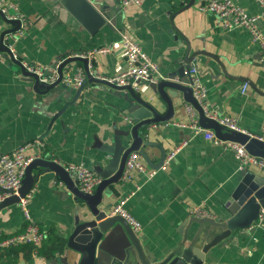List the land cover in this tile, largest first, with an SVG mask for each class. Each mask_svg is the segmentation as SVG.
I'll return each mask as SVG.
<instances>
[{
    "label": "crops",
    "instance_id": "0c3cea01",
    "mask_svg": "<svg viewBox=\"0 0 264 264\" xmlns=\"http://www.w3.org/2000/svg\"><path fill=\"white\" fill-rule=\"evenodd\" d=\"M91 1L95 7L101 4L109 7L110 20L114 19L93 33L60 5L59 0H0L11 8L12 15L21 19L20 30L12 37L6 36L4 43L12 42L20 63L50 67L81 51L117 45L121 32L127 31L157 65L160 79L175 69L178 61H183L187 40L189 53L205 51L197 54L190 64L197 67L206 88V109L231 116L242 129L262 136L264 63L258 44L252 41L245 27L226 28L218 17L199 10L198 5L207 0H195L192 6L176 13L175 28L171 16L181 7L180 3L188 0H140L139 5L125 8L121 7L120 0ZM233 1L249 14L260 12L257 0ZM12 25L0 20V29ZM258 26L264 31L263 19L258 21ZM89 62V73L95 78L109 77L126 67L119 50L95 54ZM73 65L83 69L81 62ZM136 82L131 85L137 87ZM148 82L139 80L163 114L165 104L145 85ZM244 83L247 87L243 90ZM115 91L103 82L89 81L86 76L79 88L61 84L54 93H38L32 83L21 77L14 61L0 60V153L30 142L29 154L39 152L43 158L62 166L81 162L91 169L102 156L95 141L107 143V136L113 130H125L133 125L128 124L131 121ZM176 101L182 103L184 111L174 108L172 117L163 123L151 124L146 136L159 143L166 155L177 148L165 169L157 170L152 177L135 172L128 181L110 184L101 200V206L109 204L110 210L126 197L125 208L141 223V230L136 234L142 249L151 257H163L173 249L181 239L184 221L192 216V207L199 205L214 217L228 216L229 195L246 171L238 169L233 151L225 148L221 139H205L202 132L196 133L185 109L191 104L184 102L181 95ZM146 149L152 153V161L157 162L159 149ZM247 170L260 172L256 168ZM32 176L26 206L31 221L41 231L53 230L66 237L86 205L51 169L35 166ZM26 225L17 202L0 208V240L23 232ZM195 229L196 224L192 223L187 234L191 235ZM21 261L24 264L48 262L38 257L25 259L19 254L14 262L0 260V264ZM201 264H264V220L260 223L256 220L231 233L227 240L205 253Z\"/></svg>",
    "mask_w": 264,
    "mask_h": 264
},
{
    "label": "water",
    "instance_id": "95a60500",
    "mask_svg": "<svg viewBox=\"0 0 264 264\" xmlns=\"http://www.w3.org/2000/svg\"><path fill=\"white\" fill-rule=\"evenodd\" d=\"M194 2L195 0H188L185 4L180 3L181 7L171 16L173 27L176 13L192 6ZM59 3L90 33L99 30L108 21L114 22V19L110 20L109 7L105 4L95 7L91 0H59ZM3 6L5 10L2 9ZM10 9L7 4L0 3V20L3 23L14 24L10 28L0 29V51L6 56L10 55V52L4 43V38L13 36L21 27V19L12 15ZM184 42L186 50L183 61H178L175 69L165 78L161 77L156 82L145 84L165 104L166 110L163 114L159 113L157 102L149 98L139 81L136 82L137 87L131 84L119 86L95 78L89 73L86 57L71 55L59 61L56 66L57 78L49 83L41 81L36 74L27 71L18 60L11 59L20 68L21 77L32 83L34 91L42 94L54 93L59 85L64 84L61 79L65 72L71 69L75 62H81L89 81L103 82L115 88L114 93L119 97L126 116L131 121L128 124H133L125 130H113L107 136L109 139L107 143L95 141V146L102 156L91 167L100 178L92 193L80 191L78 181L73 180L61 164L47 158H37L27 165L18 195H11L0 202V208L18 202L19 197L29 192L33 185L32 169L41 166L56 172L70 191L86 205L81 210L80 219L74 223L68 235L62 236L65 239V247L61 254L64 255L59 254L45 264L58 262L61 264H201L205 253L227 240L234 231L250 226L257 220L260 210L264 209V172L246 170L229 195L226 203L227 217L189 216L184 221V230L180 232L181 239L173 249L163 257H151L143 251L139 237L128 222L120 215H108L109 204L101 206L104 189L120 180L125 160L131 152L137 151L151 167L161 166L166 153L159 143L147 139V131L151 124L169 120L174 108L184 111L182 103L176 101L180 95L184 102L193 106L195 116L198 118L197 122L202 128L212 129L218 139L243 144L250 154L264 159V131L262 138L257 139L244 133L224 130L217 121L205 115L203 108L194 99L184 70L191 66L190 62L197 54H205V51L189 53V42L187 40ZM55 65L54 63L50 67ZM239 79L249 82L243 77ZM251 84L256 89L253 83ZM147 147L159 149L160 156L157 162L152 161V153L147 151ZM192 223L196 224V229L189 235L187 228ZM20 264H24L23 261Z\"/></svg>",
    "mask_w": 264,
    "mask_h": 264
},
{
    "label": "built area",
    "instance_id": "2783aa9c",
    "mask_svg": "<svg viewBox=\"0 0 264 264\" xmlns=\"http://www.w3.org/2000/svg\"><path fill=\"white\" fill-rule=\"evenodd\" d=\"M261 9L258 14H249L241 6L237 5L233 0H207L203 4L198 5V9L202 12L211 13L218 17L222 24L226 28L232 27H245L251 36L253 42L257 43L261 50V60L264 63V31L258 26V21L263 19L264 21V0H257ZM140 0H120L122 8L131 5H139ZM17 17V16H16ZM19 18V17H18ZM12 37V36H9ZM15 39V37H13ZM10 55H4L0 51V60L5 61L7 59H16L17 56L13 50L12 42L5 43ZM111 50H119L121 55L125 58L126 67L119 73L113 74L109 77H100L107 82L119 86L134 84L139 80H147L149 82H156L159 78L157 71V65L151 61L145 52L137 42L129 35L127 31L121 32V38L117 45L113 46H100L95 49L81 51L75 56L86 57L88 61L94 57L95 54L106 53ZM48 67L41 65H34L28 63H21V65L29 72L36 74L43 82H52L57 78L56 66ZM91 64L88 63V69L90 70ZM185 76L189 80V85L192 89V95L198 104L203 108L207 117L214 119L223 127L224 130L229 132H240L247 134L249 137H256L261 139L262 136L252 134L242 129L235 118L226 115H217L210 113L206 109V88L202 84L197 67L191 65L184 70ZM86 74L84 70L79 66H74L65 72L61 81L64 84L79 88L84 84ZM247 87V83L243 84V90ZM190 119V126L196 133L202 132L205 139L215 138L214 132L211 129H204L198 125L195 119V111L192 105L185 107ZM225 145V148H230L233 151L234 157L238 163L239 170H247L256 168L260 172H264V159L250 154L244 147L235 141L221 140ZM32 143H24L17 148L7 153H0V202L6 197L11 195H18V190L21 186L22 179L25 174L27 165L37 158H43L42 155L37 152L35 154H29L28 148ZM177 148L165 155L164 161L159 168L147 167L137 152H131L125 160L123 171L120 177L122 181H128L135 172L144 173L146 177H152L157 170L165 169L166 163L170 161ZM65 171L73 179L78 181V188L84 193H92L97 184L100 182L99 176L92 171L89 167L83 163H67L63 165ZM30 200V191L24 196L19 197L18 206L24 213L27 225L25 230L21 233L14 235L13 237L5 240H0V247L7 246L15 243H30L34 248H38L45 239V232L41 231L35 223H33L29 217L27 210V203ZM126 197L118 200L108 211V215H120L123 217L132 230L138 232L141 230V223L132 216L125 208ZM190 214L197 217L211 216L203 207L196 205L192 207ZM264 220V209H261L257 222L260 223ZM42 258L37 254L35 250L31 253V258ZM43 259V258H42Z\"/></svg>",
    "mask_w": 264,
    "mask_h": 264
},
{
    "label": "trees",
    "instance_id": "16d2710c",
    "mask_svg": "<svg viewBox=\"0 0 264 264\" xmlns=\"http://www.w3.org/2000/svg\"><path fill=\"white\" fill-rule=\"evenodd\" d=\"M64 247L65 239L55 234L53 230H49L45 232V239L38 248H34L30 243H15L0 247V260L5 263L14 262L19 254L25 259H30L31 253L35 250L39 256L49 261L61 254Z\"/></svg>",
    "mask_w": 264,
    "mask_h": 264
}]
</instances>
